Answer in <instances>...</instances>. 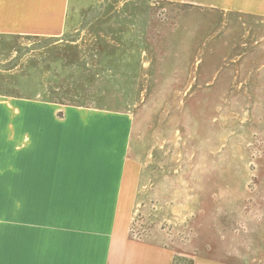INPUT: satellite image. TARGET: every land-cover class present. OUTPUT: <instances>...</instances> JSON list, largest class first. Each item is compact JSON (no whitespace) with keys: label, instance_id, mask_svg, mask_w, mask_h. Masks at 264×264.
<instances>
[{"label":"rangeland","instance_id":"obj_1","mask_svg":"<svg viewBox=\"0 0 264 264\" xmlns=\"http://www.w3.org/2000/svg\"><path fill=\"white\" fill-rule=\"evenodd\" d=\"M222 18L157 0H68L62 36H0V153L23 159L32 103L128 113L143 167L130 237L174 246L175 264H264V103L252 99L264 100L263 58L250 57L251 73ZM23 240V201L0 200L1 256Z\"/></svg>","mask_w":264,"mask_h":264},{"label":"crops","instance_id":"obj_2","mask_svg":"<svg viewBox=\"0 0 264 264\" xmlns=\"http://www.w3.org/2000/svg\"><path fill=\"white\" fill-rule=\"evenodd\" d=\"M157 1L221 13V24L233 26V50L250 49V72L260 71L250 57L264 66V0ZM67 14L68 0H0V36L58 38ZM252 99L264 103L259 93ZM22 121L23 159L10 148L0 153V200L23 201L24 240L0 253V264H175L174 246L129 235L143 167L130 154L128 113L38 102Z\"/></svg>","mask_w":264,"mask_h":264}]
</instances>
